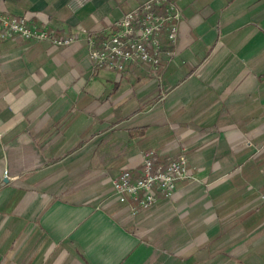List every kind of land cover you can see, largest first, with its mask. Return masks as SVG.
Masks as SVG:
<instances>
[{"label": "crops", "instance_id": "obj_1", "mask_svg": "<svg viewBox=\"0 0 264 264\" xmlns=\"http://www.w3.org/2000/svg\"><path fill=\"white\" fill-rule=\"evenodd\" d=\"M145 1L0 0L79 38L0 40V264H264V0H175L161 81L139 64L93 73L85 37ZM145 151L184 154L196 181L131 215L111 180Z\"/></svg>", "mask_w": 264, "mask_h": 264}, {"label": "built area", "instance_id": "obj_2", "mask_svg": "<svg viewBox=\"0 0 264 264\" xmlns=\"http://www.w3.org/2000/svg\"><path fill=\"white\" fill-rule=\"evenodd\" d=\"M180 19L175 0H146L118 19L108 37L100 41L94 35L85 37L91 71L108 70L121 75L128 65L139 64L148 66L152 77L161 81L160 38L165 34L169 44L175 45ZM11 39L65 47L79 38L75 35L55 38L47 29L30 24L27 17L0 13V40ZM158 159L154 151L141 152V169L137 174L124 169L111 180L113 198L127 205L131 215L152 208L159 195L171 198L177 182L196 181L188 171L184 154L166 163ZM3 175L6 178L7 171Z\"/></svg>", "mask_w": 264, "mask_h": 264}, {"label": "rangeland", "instance_id": "obj_3", "mask_svg": "<svg viewBox=\"0 0 264 264\" xmlns=\"http://www.w3.org/2000/svg\"><path fill=\"white\" fill-rule=\"evenodd\" d=\"M113 178V177H112ZM101 187V191H99L97 194V197H101L102 200H105V201H110L111 200V192L109 189V184H108V180L107 182H102V184L100 185Z\"/></svg>", "mask_w": 264, "mask_h": 264}]
</instances>
